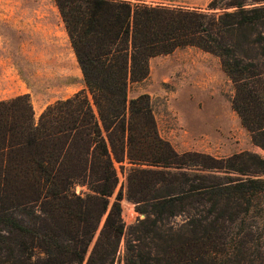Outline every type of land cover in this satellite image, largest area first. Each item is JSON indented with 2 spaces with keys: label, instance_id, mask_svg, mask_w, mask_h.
<instances>
[{
  "label": "trees",
  "instance_id": "16d2710c",
  "mask_svg": "<svg viewBox=\"0 0 264 264\" xmlns=\"http://www.w3.org/2000/svg\"><path fill=\"white\" fill-rule=\"evenodd\" d=\"M54 1L85 89L37 120L27 95L0 100V264H116L122 239L124 264H253L264 229L256 236L245 221L264 197V157L178 153L160 136L149 95L128 92L154 56L184 46L211 53L233 84V109L264 151V0H210L208 11ZM124 162L127 198L144 214L127 227L122 191L108 199L119 182L115 163ZM77 185L87 191L77 194ZM178 215L185 224L168 225ZM226 222L243 227L227 234Z\"/></svg>",
  "mask_w": 264,
  "mask_h": 264
},
{
  "label": "rangeland",
  "instance_id": "374dc122",
  "mask_svg": "<svg viewBox=\"0 0 264 264\" xmlns=\"http://www.w3.org/2000/svg\"><path fill=\"white\" fill-rule=\"evenodd\" d=\"M146 1L154 5L199 8L202 11H208L207 5L210 2ZM256 4L258 3L247 1L246 5ZM233 8H216L209 12L219 15L224 10ZM42 18H47L53 24L63 22L54 0H0L2 54L4 58L12 57V62L18 69L10 72L6 65L0 66V98L15 94L27 95L32 108L37 111L45 109L57 100L72 96L75 90L68 85L72 79L69 73L56 74L51 70L54 61L47 59L50 62L45 64L36 61V57L45 58L50 53L46 48L48 42L42 36L35 35L32 29L34 20ZM169 77L170 80L167 79ZM144 93L150 97L160 136L170 142L178 153L198 152L221 159L249 151L264 157V151L252 143L250 132L242 125L232 107L234 87L223 71L219 57L194 46L179 47L169 54L154 56L149 61L148 76L140 82L131 83L128 95L134 98ZM115 166L119 182L108 199L111 205L118 192L122 191L121 218L127 227L144 218V214L138 211L136 202L127 198L126 177L129 165L124 162L115 163ZM193 169H188V172ZM223 173L221 175H224ZM75 191L81 194L86 192L87 188L77 185ZM261 200L245 221L247 231L254 232L256 236L261 235V230L264 229V197ZM186 221L185 216L178 215L167 223L180 227ZM101 225L102 223L100 227ZM242 227L239 223L226 222L221 232L234 233ZM257 244L250 252L249 258L254 260L253 264H264V252L258 250ZM243 262L244 260H240V263L233 264ZM116 264H124V239L120 243Z\"/></svg>",
  "mask_w": 264,
  "mask_h": 264
},
{
  "label": "crops",
  "instance_id": "0c3cea01",
  "mask_svg": "<svg viewBox=\"0 0 264 264\" xmlns=\"http://www.w3.org/2000/svg\"><path fill=\"white\" fill-rule=\"evenodd\" d=\"M57 9H58V7H57ZM58 12H59L61 21H63L59 9H58ZM62 23H63V27H62ZM62 23L56 22V24H53L47 18L34 20L33 25H32L33 32L35 35L42 36L43 39L48 42L46 45V48L50 52L48 55L45 56V58L36 57V61L40 64H45V63L50 62V60H47V59H51V61H54V62H52L54 64L51 65L50 68L54 73H56V74L57 73H60V74L69 73L70 76L72 77V79L70 81V84H68V85H70L71 87H73L75 89L74 93L72 94V96H73L75 93L85 89V83H84V78H83L81 68H80L79 63H78L77 58H76V54H75L74 49L71 45L68 32L64 26V22H62ZM3 58L4 57L2 54V48H1V44H0V66L6 65V69L10 72L18 71L17 67L12 62V60H13L12 57L11 58L5 57L4 59ZM7 62H10V63L8 64ZM167 79L170 80L171 77H169ZM17 96H18V94H15V95H12L11 97L0 98V100H8V99H12V98L17 97ZM69 97H71V96H69ZM69 97H67V98H69ZM67 98H65V99H67ZM33 109H34L33 110L34 111V118L37 119L38 118L37 116H40V114L46 108L45 109L44 108L39 109V111H37L35 108H33Z\"/></svg>",
  "mask_w": 264,
  "mask_h": 264
},
{
  "label": "water",
  "instance_id": "95a60500",
  "mask_svg": "<svg viewBox=\"0 0 264 264\" xmlns=\"http://www.w3.org/2000/svg\"><path fill=\"white\" fill-rule=\"evenodd\" d=\"M257 5V4H256Z\"/></svg>",
  "mask_w": 264,
  "mask_h": 264
}]
</instances>
